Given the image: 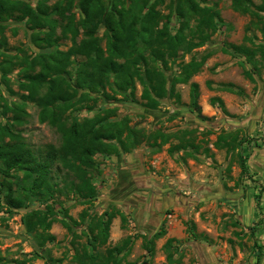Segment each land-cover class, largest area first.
I'll return each mask as SVG.
<instances>
[{
  "label": "rangeland",
  "instance_id": "rangeland-1",
  "mask_svg": "<svg viewBox=\"0 0 264 264\" xmlns=\"http://www.w3.org/2000/svg\"><path fill=\"white\" fill-rule=\"evenodd\" d=\"M28 1L33 6L37 2ZM105 1L110 9L113 0ZM170 2L163 0L156 6L163 15L160 25L171 20L175 24ZM254 2L259 4L261 0ZM130 3L131 0H124V6ZM201 3L217 8L223 21L218 22V28L210 32L204 43L191 50L182 47L178 56L169 60L168 68H162L170 87L172 77L181 72L184 63L205 58L200 70L187 82L176 83L175 93L179 98L168 94L151 108L141 97L144 86L139 79L135 81L134 98L117 89L112 81L115 90L110 86L106 90L115 98L109 100L96 92L92 96L98 97L97 103L89 101L82 109L70 111L72 116L82 120L102 108H116L114 119L129 117L130 126L146 136L159 131L177 135L190 131L186 137L199 145L198 150L187 146L170 153L169 147L179 142L176 136L159 147L151 146L153 139L145 137L130 152L110 156L97 154L99 172L93 171L97 198L83 203L68 191L57 192L50 198L48 201L55 214L49 232L54 239L46 240L43 245L38 241L40 229L28 231L24 217L34 209H44L45 204L34 198L27 199L26 206L9 207L0 192V261L16 264L15 259H27L31 264H77L72 258L76 248L84 244L90 248L91 232L87 228L90 217L118 211L112 219L107 243L98 250L104 252L129 237L130 243L119 254L124 261L167 264L166 243L173 238L168 250L176 261L171 264H264V67L253 70V79H250L244 70L252 68V63L246 62L242 54L225 51L226 48L234 51L230 44L250 46L246 37L255 43L264 42V35L254 23L256 19L235 10L232 0ZM117 6L122 7L120 3ZM73 10L78 19L80 10L77 7ZM191 27L196 28L195 20ZM105 29L100 25L98 30L104 49ZM31 33L25 20L13 17L0 20V41L3 37L7 41L6 46H0V52L22 57L24 53L34 55L42 51L32 43ZM83 37L80 29L77 41ZM71 45V39L61 38L48 50H67ZM72 59L74 62L69 69L74 79L78 63L86 58L77 54ZM22 73V67L17 65L8 75L9 85L0 81L1 102L13 106L21 101L18 81ZM192 83L198 84V106L192 104ZM39 109L34 102H27V115L24 122L16 126V131L35 154L43 155L47 145H60L61 134L48 122L39 120ZM11 115L9 112L8 116ZM0 118L6 121L4 116ZM230 133L236 134L242 144L235 148H228L224 142L216 144L220 135ZM157 141L160 143V138ZM239 152L247 158L248 172H243ZM52 170V181L60 187L65 185L66 173L69 179L73 177L72 172L58 162L53 164ZM19 178L23 184L21 174ZM64 207L68 208L67 215ZM84 209H88V215L82 219ZM62 220L69 221L72 229ZM193 224L198 238L190 233ZM161 228L165 229V234L154 238L153 254H150L145 240L153 238Z\"/></svg>",
  "mask_w": 264,
  "mask_h": 264
},
{
  "label": "trees",
  "instance_id": "trees-1",
  "mask_svg": "<svg viewBox=\"0 0 264 264\" xmlns=\"http://www.w3.org/2000/svg\"><path fill=\"white\" fill-rule=\"evenodd\" d=\"M48 1L50 0H37L33 6L28 0H0V20L10 17L25 20L32 30V43L42 49L34 55L24 53L22 57L0 52L1 82H10L8 75L17 65L22 67L23 72L19 74L18 81L21 101L15 102L13 106L0 101V115L6 118L4 122L0 118V173L3 175L0 192L9 207L26 206L27 199L34 198L45 204L44 209H34L24 217L28 231L40 229L38 241L41 245L46 240L54 239L49 229L55 211L48 200L54 198L57 192L68 191L83 203L97 198V186L93 181V171L99 172L97 154L110 156L130 152L145 137L153 139L151 146L159 147L171 136H176L179 142L169 147L170 153L187 146L195 150L199 148L193 139L186 137L191 134L190 131L181 135L164 134L160 131L149 136L139 133L137 128L130 126L129 117L114 119L116 108H102L93 116L84 117L82 120L72 116L70 111L82 109L89 101L97 103L98 97L92 96L96 92H101L109 100L115 98L113 93L106 90L107 86L115 90L112 81L117 89L128 92L134 98L135 81L139 79L144 86L141 97L145 100L144 104L151 108H155L159 100L168 94L179 98L180 95L175 93L176 83L187 82L200 70L205 58L184 63L181 72L172 77L170 87H167L168 78L162 68H168L169 60L176 58L182 47L191 50L204 43L210 32L218 28V22L223 21L217 8L201 3L205 0H171L169 6L175 12V24L171 20L162 25L160 22L163 15L156 6L162 4L163 0H155L149 5L150 0H131L127 7L124 6V0H113L110 9L105 0H56L51 4ZM119 3L122 5L120 8L117 6ZM232 6L242 13L251 14L256 19L254 23L264 35V0L259 4L254 0H232ZM74 7L80 10L81 16L78 19ZM193 20L196 22L195 29L191 27ZM100 25L106 27V49L100 43ZM58 28L60 33H57ZM3 29L2 26L1 31ZM80 29L84 37L78 42ZM186 30L189 32L186 33ZM61 38L71 39L72 45L67 50H48ZM195 39L199 41L195 42ZM246 40L250 41V46L230 44L234 51L228 48L225 51L244 55L246 62L253 65L252 68L245 69L244 74L253 79V70L264 67V42L255 43L250 37H246ZM6 44V38L3 37L0 46ZM77 54L85 56L86 59L78 63L75 78L71 79L72 72L69 67L74 62L72 56ZM198 94V84L192 83L194 106H198ZM29 101L40 108L39 120L48 122L61 134L60 145H47L43 155L35 154L16 131V126L25 120L26 104ZM9 112H12L11 116H8ZM159 138L160 143L157 141ZM221 142L228 148L242 144L233 133L228 136L220 135L216 144L220 145ZM239 157L243 172H248L247 158L241 152ZM55 162L72 172L73 177L70 179L69 173H66L64 187L52 181V167ZM20 174L23 184L19 182ZM63 211L67 215L68 208L64 207ZM117 214L118 211H106L103 216L90 217L87 224L91 232L88 238L90 248L86 244L76 248L72 258L77 264L147 262L124 261L119 256L130 243L129 237L122 244L108 247L104 252L98 250L99 246L107 243L112 219ZM87 215L88 209H84L81 212L82 219ZM70 219L74 222L71 217ZM62 222L68 229H72L69 221ZM189 230L194 238H198L194 224ZM163 234L165 229L161 228L155 232L153 238L145 240V247L150 254H153L154 238ZM173 240L169 238L166 243L167 264L176 261L168 250ZM15 263L31 264L27 259H15ZM0 264L9 263L0 261Z\"/></svg>",
  "mask_w": 264,
  "mask_h": 264
}]
</instances>
